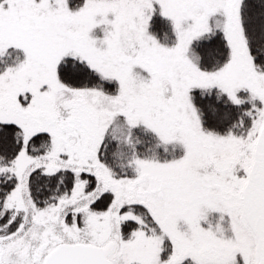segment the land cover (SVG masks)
<instances>
[{
    "label": "snow or ice",
    "instance_id": "1",
    "mask_svg": "<svg viewBox=\"0 0 264 264\" xmlns=\"http://www.w3.org/2000/svg\"><path fill=\"white\" fill-rule=\"evenodd\" d=\"M0 264H264V0H0Z\"/></svg>",
    "mask_w": 264,
    "mask_h": 264
}]
</instances>
